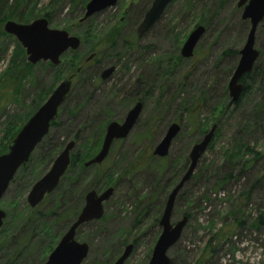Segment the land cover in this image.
<instances>
[{
	"label": "rangeland",
	"instance_id": "obj_1",
	"mask_svg": "<svg viewBox=\"0 0 264 264\" xmlns=\"http://www.w3.org/2000/svg\"><path fill=\"white\" fill-rule=\"evenodd\" d=\"M82 1L87 3L89 0H31L28 5L21 4L18 13L16 10V15H22L25 10L32 14L26 23L12 19L2 22V16L8 7H14L15 0L0 3V94L3 96L9 93L0 108V138L6 117L18 118L29 114L46 92L48 96L42 103L68 77V71H64L66 68L57 70L53 66L49 68L46 65L48 62H39L21 78L16 97H11L14 94L9 86L12 70L24 68L28 62L22 46L13 36L3 31V25L7 21L27 24L41 18L47 11L50 15L49 28L64 30L70 36L78 37L81 45L76 56H83L84 59L90 53H95L101 67L96 76L92 60L89 62L90 69L85 75L90 82L84 83V88L79 83L71 87L69 101L72 105L87 98L86 106L75 119H70L65 110L60 117L62 125L49 130V137L62 142L83 126L86 132L82 142H87L92 139V124H97L106 116H109V122L121 123L138 101L123 93L130 92L134 82L140 79L146 88H139L134 93L143 98L142 112L129 136L112 144L108 168L123 170L142 153L152 151L172 123L178 124L181 131L172 141L168 156L161 160L178 166L183 156H188L191 147L214 125L209 123L208 130L201 134L195 125L188 124L186 114L180 110L181 104H190L202 91L212 88L208 102L199 109L197 123L208 120L212 111L209 100L217 103L221 99L223 84L230 79L227 71L231 65L236 66L239 59L238 52L245 42L249 23L247 21V26L241 24L242 10L236 6L238 0H175L141 38L137 37L136 28L152 0H118L114 7L80 24L78 20L83 15L80 7ZM198 25L206 29L192 58L182 59L166 76V69L170 66L167 60L180 56L182 44ZM113 27L117 28L118 36L114 47L110 48L107 36H102V33ZM87 30H91L92 34L84 38ZM128 43L132 44L131 50L124 49ZM254 47L258 52L261 49L264 55V27H257ZM226 50L236 52V55L221 59L220 54ZM74 57L71 52H67L60 60L63 65H67ZM160 60L161 63H158ZM111 66L115 67L114 73L108 80L101 81V71ZM75 81L77 78L73 79L72 85ZM229 100L228 96V103ZM256 103L255 95L251 94L231 116L225 115L219 119L215 124L219 128L218 136L211 149L207 148L191 181L178 193L171 222L173 224L180 220L185 212L189 213L190 219L179 241L167 253L172 264H264V227L251 228L252 221L264 212V126L252 124L251 117ZM233 108L234 104L229 106V110ZM256 157L258 160L254 161ZM149 163L151 165L143 168L137 176L117 186L110 200L104 203L101 220L79 229L76 240L89 246L88 256L82 264H100L110 256L118 257L123 248L134 240L136 246L125 264L148 263L161 228L153 221L152 206L144 216H138L142 210L139 202L146 195L154 199L169 178V173L157 174L152 170L155 162ZM30 169L31 166L19 176L18 181L9 185L0 201V208L6 213L2 226L5 229L4 236H1L0 244H3L4 238L15 235L17 244L23 243L26 238L30 239L22 257L13 264H44L49 254L42 259V253L51 242L55 243L52 236L55 230L51 227V234L43 235L41 220L24 226L29 212L26 196L35 182ZM228 173L231 178L225 181ZM72 176L70 173L66 177ZM86 178L84 175L79 184L81 191L95 182V191H103L104 175L99 180H92L90 176ZM30 179L32 184L22 195V187ZM219 186L222 188L218 190ZM172 188L169 187V191ZM161 198L159 196L160 201ZM50 202L38 209H46ZM12 203L17 205L13 207ZM83 203L84 199L82 206ZM236 221H241L242 225L239 226ZM64 223V218H56L54 229L58 230ZM217 236L226 239L220 242ZM205 248H208V253ZM9 254L2 253L0 264L5 263V256Z\"/></svg>",
	"mask_w": 264,
	"mask_h": 264
},
{
	"label": "water",
	"instance_id": "obj_2",
	"mask_svg": "<svg viewBox=\"0 0 264 264\" xmlns=\"http://www.w3.org/2000/svg\"><path fill=\"white\" fill-rule=\"evenodd\" d=\"M172 1L152 0L136 28L138 38H141L160 20ZM117 2L118 0H89L84 6L83 15L78 23L82 24L93 16L114 7ZM236 6L242 10L241 19L248 21L249 30L245 42L238 52L237 64L227 83L229 106L239 100L243 91L240 80L244 75L251 72L258 58V51L254 47L255 33L258 25L264 19V0H238ZM3 31L19 42L25 51L27 62L31 65L48 62L52 66H58L61 63L62 55L77 51L81 45L78 37L70 36L64 30L49 28V22L45 17L35 19L27 24L7 21L3 25ZM204 33L205 28L201 25L196 26L189 33L179 51L181 58H192L193 51ZM93 58L94 54H90L85 61L89 62ZM79 71L78 68L76 72ZM114 71L115 67L113 66L103 69L100 73L101 81L108 80ZM74 77L75 74L68 76L55 87L45 102L22 125L16 136L8 144L7 152L0 155V201L18 169L29 161L35 148L48 134L51 123L57 118L59 108L70 93ZM142 109V102L137 101L126 113L121 123L109 122L105 127L98 152L84 162L83 166L100 165L107 158L112 144L116 141L125 140L129 136ZM216 129L217 125H212L199 142L191 147L188 153L187 168L167 195L158 220L161 232L152 248L147 264H172L167 253L179 241L183 229L188 223L187 216H183L172 224L171 216L174 203L178 193L191 179L200 158L212 141ZM179 132L180 126L178 124L169 125L163 137L153 147V156L166 157L172 141ZM75 145L73 140L68 141L55 157L49 169L33 183L26 196V203L30 209L36 208L47 195L57 188L70 165V157ZM262 170L264 171V165ZM113 193L112 187L106 188L100 193L95 190L86 192L81 210L49 253L44 264H82L84 262L88 256L89 246L76 240L77 230L85 224L102 218L104 203L110 200ZM5 218V211L0 208V229ZM133 249V244L126 245L112 264H125Z\"/></svg>",
	"mask_w": 264,
	"mask_h": 264
},
{
	"label": "trees",
	"instance_id": "obj_3",
	"mask_svg": "<svg viewBox=\"0 0 264 264\" xmlns=\"http://www.w3.org/2000/svg\"><path fill=\"white\" fill-rule=\"evenodd\" d=\"M30 1L31 0H15L14 7H8V11L4 13V16H2L1 21L3 22L5 19H12L19 23L28 22L30 18L32 17V14H30L28 10H25L22 15L20 14L16 15V10L18 13V8L20 7V5L24 3L28 5ZM174 1L175 0H173L171 4H173ZM218 2H221V0H218ZM0 3L4 4V0H0ZM85 4H86V1H82L80 3V7L82 10ZM42 17H45L48 21H50V15L47 11L43 13ZM241 24L244 26H247V21L242 20ZM263 27H264V19L260 22L258 28L262 29ZM90 34H92V31L87 30V34L84 35V38H86ZM103 35L107 36L108 45L110 48H113L116 43V37L118 36L117 28H114V27L110 28L107 30V32H103L102 36ZM124 49L131 50L132 44L130 43L125 44ZM75 53L76 51L71 52V54L75 57L72 59L71 62L66 63L67 65H63L61 62L58 66H53V67H55L56 69L58 68L57 70L66 68V70L64 71H68V76L75 74L74 79L77 78V81H75V83L72 85V88L77 83H79V85H82L81 88H84L85 87L84 83L87 84L88 82H90V80L87 79L85 75V73H88L87 71H89L90 69L89 68L90 66H88L90 61L86 62L85 61L86 58L83 59V56L79 58L78 56H76ZM90 54H94V58L92 59V64H93V67L96 68L94 73L96 74V76H98L101 70V67H99V64H98L99 62L95 58L96 54L95 53H90ZM233 54L236 55V52H232L231 50H226L220 54V58L223 59L225 57L232 56ZM182 59L183 58H181L180 56L170 57L167 60V63L170 64V66L167 67L165 75L168 76L172 72L173 68L182 61ZM158 63H161V60L158 61ZM46 65L49 68H53L52 65L48 63ZM75 65L77 67H75ZM32 66L33 65L26 63L24 68H17V69L12 70L13 73L10 76V82H9L10 85L9 83L7 84L11 87L10 89L13 90L14 92L13 96L11 97L13 98L16 97L15 94L17 92L21 78L28 74L27 72ZM78 68L80 71L77 73L76 71ZM234 68L235 66L233 65L230 66V68L227 71V77H231L234 71ZM64 71H62V73H65ZM240 82L243 86V91H242V94L239 100L236 103H234V108L232 110H229L228 91L226 87L227 83L225 82L222 87L221 99L219 100L216 99L218 100L217 103L215 102V100L214 101L209 100L211 102L210 104L211 110H212L211 116L209 117L208 120H205L201 124L197 123L199 109L203 106L205 102H208V94L212 93L213 89L210 88L211 90L207 89L205 91H202L199 97H196L194 101H192L190 104H187V105H185L184 103L181 104L180 110L186 114V117L188 119L187 120L188 124L195 125V127L198 128L197 129L198 132H200L201 134H204L208 130L209 123L217 124L219 119L224 117L225 115L231 116L232 113L242 105V102L244 101V99H246L251 94H254L257 99V103L253 107L254 112H253V117H251L252 124L257 127L264 126V55L261 52V49H259L258 58L255 64L253 65V69L251 70L250 73L244 75L242 79L240 80ZM142 87L143 89L146 88V86H144V82L140 81V79H137L134 82V88L130 90V92L126 91L122 93L127 95L128 97H131L138 101H142L143 98L137 97L136 94L134 93V91ZM72 88L65 102L59 108L57 118L51 123L50 130L54 127L62 125V120L60 119V117L62 113H64L65 110H67L66 114L69 116L70 119H75L76 116H78V113L86 106L88 102L87 98L84 99V101L81 99L79 102L77 101L73 103L72 105L69 104L70 97L72 94ZM47 93L48 92L45 93V96L43 97L41 102H39L38 105L33 107V111H35L39 107V105L44 101L46 96H48ZM7 96H9V93L3 96L0 94V108L2 107L3 101L6 100L4 98H6ZM173 101H174V98H173ZM33 111H31L29 114L23 117H18V118L17 117H6L5 118V121L2 123V130H1L2 136L0 138V155L7 152L8 144L16 136V134L18 133L22 125L25 123V121L33 114ZM109 120H110L109 116H106L104 120L98 122L97 124L95 123L92 124V132H90L92 139L91 141H87V142H82L83 141L82 136L86 132V129L83 126L82 128L77 129V131L72 137H66L65 138L66 140L62 142H59V140L57 139H51L49 137V132H48L45 138L40 142V144L35 148V150L31 154L29 161L23 164L18 169L14 178L9 184V185H12L16 181H18L19 176L24 174V172H26L27 168L28 167L30 168V166H31L30 173L32 174L33 172V175H32L33 181L38 180L45 173V171L50 167L55 157L58 155V153L62 150L63 146L66 144L67 140L69 141L73 140L76 143L75 148L71 153L70 165L67 171L65 172L64 176L60 180V183L57 186V188L52 193L47 195L44 198V200L36 208L30 209L28 207L29 212L27 213L28 214L26 218L27 222L24 224V226L34 224V223L36 224L37 222L41 220L42 221L41 231L43 235L48 236L49 234H51L50 232L51 227L53 228V230H55L54 233L52 234V236H54L55 243L51 242V244L46 248V250L42 253L43 255L42 259H44L53 250L60 236L64 234V232L67 230V228L70 226V224L73 222V220L78 215L79 211L82 208V202H83L86 192H88L89 190H95V188H97L96 187L97 182H95V184L91 183L90 186L83 188L81 191L79 189V184L81 183L82 177L84 175H86L87 178L90 176L92 180H97V179L99 180L100 176L104 175V184L101 189L104 190L106 188L113 187L114 192H115L117 186H119L122 182L124 181L125 183L128 182L129 181L128 179L131 180V178L137 176L138 173L143 168L149 167V164H150L149 162H152V161L155 162V168H153L152 170H155L157 174L169 173V178H168V181L166 182V185L158 190V192L156 193V197L154 199H151V197H149L148 195L142 198V200L139 202V205H142L141 206L142 210L140 211L138 216L139 217L144 216L146 211L150 208V206H152L153 208L152 211L154 213L153 221L154 223H158V220L160 218L159 215H161L162 213L161 210L164 207L167 195L169 193V187H173L178 182L179 178L181 177V175L187 168L188 156H186V154L183 156V159L178 162V166L174 164L172 166L168 164L167 161H162L161 159L163 158H158V157L153 156L152 151H146V153L145 152L142 153L140 156L136 158L134 162H132L131 164H128V166L123 170H117L112 167L108 168V156L110 154V151H109L107 158L100 165L84 167L83 163L91 159L93 154L96 152L97 148L99 147L102 141V134L104 133L103 131L105 130V127L108 124ZM218 132H219V128L216 129L213 140L211 141L208 149H211V145L217 138ZM144 136L146 137L147 134H145ZM121 141L123 140H120L119 142ZM257 160H258L257 157L254 158V161H257ZM70 173H72L73 176L69 178L66 177L67 174H70ZM227 175L228 176L225 179V181H228L231 178V174L228 173ZM192 177L193 176H191V179ZM32 179H30L22 187V190L24 191L22 195H24L26 189H29V187L31 186ZM191 179L188 182H190ZM222 182L223 181H221V183ZM217 188L219 190L222 187L219 186ZM159 196L160 197L162 196L161 201L159 200ZM178 196L179 195H177V198ZM52 199L54 200L53 203L50 202ZM48 201L50 202V205L46 209L44 210L38 209V208H41V206H43L45 203L49 204ZM16 205H17L16 203H12L13 207H15ZM58 212L59 214H57ZM183 216H187L188 220L190 219V215L187 212H185ZM58 217H60L61 219L64 218L65 223L63 224L62 227H60L57 230V229H54L53 222ZM93 222H96V221H93ZM93 222H90V223H93ZM236 222H238L237 224L239 226L242 225L241 221H236ZM260 227H264V212L257 219L253 220L251 223V228L259 229ZM79 229L77 230L76 235L79 233ZM4 230L5 229L3 227L0 229V238L1 236H4ZM28 236H32V234H29ZM15 239H16V235L11 236L9 238H4L3 244H0V257L2 253H7V254L10 253L8 257L7 255L5 256L6 261L3 264H13L14 261H16L18 258H21L26 250V243L28 242V240H30L26 238L23 241V243L21 242L20 244H17L15 243ZM216 239H218V241L220 242H224L226 238L222 236H217ZM52 241H53V238H52ZM132 244L135 247L136 240H134ZM205 249L208 253L209 252L208 248H205ZM116 258H117V255L110 256L107 259V261L102 262L100 264H112V262Z\"/></svg>",
	"mask_w": 264,
	"mask_h": 264
},
{
	"label": "flooded vegetation",
	"instance_id": "obj_4",
	"mask_svg": "<svg viewBox=\"0 0 264 264\" xmlns=\"http://www.w3.org/2000/svg\"><path fill=\"white\" fill-rule=\"evenodd\" d=\"M134 246V245H133Z\"/></svg>",
	"mask_w": 264,
	"mask_h": 264
}]
</instances>
